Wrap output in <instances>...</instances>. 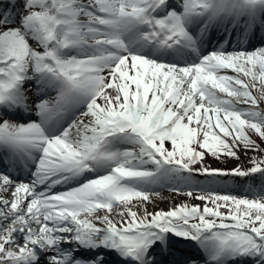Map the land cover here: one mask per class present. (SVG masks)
<instances>
[{
    "label": "snow or ice",
    "instance_id": "6c2138e0",
    "mask_svg": "<svg viewBox=\"0 0 264 264\" xmlns=\"http://www.w3.org/2000/svg\"><path fill=\"white\" fill-rule=\"evenodd\" d=\"M0 264H264V0H0Z\"/></svg>",
    "mask_w": 264,
    "mask_h": 264
},
{
    "label": "bare ground",
    "instance_id": "6f19581e",
    "mask_svg": "<svg viewBox=\"0 0 264 264\" xmlns=\"http://www.w3.org/2000/svg\"><path fill=\"white\" fill-rule=\"evenodd\" d=\"M165 195H168V193H165ZM169 203H170V202L167 201V200L162 201V202H161V206H163V207H167Z\"/></svg>",
    "mask_w": 264,
    "mask_h": 264
},
{
    "label": "rangeland",
    "instance_id": "374dc122",
    "mask_svg": "<svg viewBox=\"0 0 264 264\" xmlns=\"http://www.w3.org/2000/svg\"><path fill=\"white\" fill-rule=\"evenodd\" d=\"M216 163H219L218 161H216ZM230 163H232V161H230ZM165 193H168L167 189L164 190V195Z\"/></svg>",
    "mask_w": 264,
    "mask_h": 264
}]
</instances>
